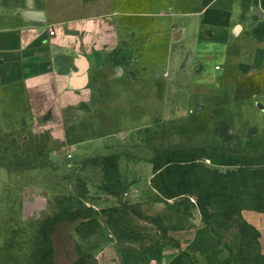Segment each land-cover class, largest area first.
Returning <instances> with one entry per match:
<instances>
[{
  "label": "rangeland",
  "instance_id": "374dc122",
  "mask_svg": "<svg viewBox=\"0 0 264 264\" xmlns=\"http://www.w3.org/2000/svg\"><path fill=\"white\" fill-rule=\"evenodd\" d=\"M245 86L264 89L260 80ZM123 116L121 105L101 114L91 100L61 125L0 131V264H163L182 253L178 235L206 222L238 264H264L240 215L264 208V132L225 140L207 108L151 115L141 128Z\"/></svg>",
  "mask_w": 264,
  "mask_h": 264
},
{
  "label": "crops",
  "instance_id": "0c3cea01",
  "mask_svg": "<svg viewBox=\"0 0 264 264\" xmlns=\"http://www.w3.org/2000/svg\"><path fill=\"white\" fill-rule=\"evenodd\" d=\"M195 2L0 0V131L61 125L67 110L92 100L101 114L121 105L129 128L207 108L225 140L264 132V89L244 88L264 83V0ZM122 48L128 55L119 60ZM242 217L260 232L264 255V211ZM178 238L182 253L163 264H238L227 239L204 223Z\"/></svg>",
  "mask_w": 264,
  "mask_h": 264
},
{
  "label": "trees",
  "instance_id": "16d2710c",
  "mask_svg": "<svg viewBox=\"0 0 264 264\" xmlns=\"http://www.w3.org/2000/svg\"><path fill=\"white\" fill-rule=\"evenodd\" d=\"M108 159H112L113 160V162L115 161V159H116V157L115 156H111V157H109ZM170 163V164H169ZM168 164H165V165H167V166H171V165H174L175 164V162H173V161H171V162H169ZM114 165H116L117 166V163L116 162H114ZM164 165V166H165ZM164 166H162V165H157V170H160V172L159 173H161V172H163L164 171ZM166 166V167H167ZM207 171H209L210 173H214L216 176H220L221 174L217 171V172H214V171H212V170H210V169H208ZM203 182H206L204 179H203ZM155 184H156V188L163 194V195H165L166 197H170L169 195V193L168 192H166L165 190H163V189H161L160 188V186H159V183H158V181H157V179H155ZM195 195H197L198 197H200V194L199 193H195ZM240 198H241V196H240ZM200 206V209L202 210V212H204V206H203V204H200L199 205ZM244 209H255V210H259V211H264V208H255V207H247V206H244V207H241V212H240V215H241V217H242V211L244 210ZM88 219H90L91 220V218L90 217H88ZM242 219H243V217H242ZM244 220V219H243ZM246 223H248L246 220H244ZM206 225H208V226H210L211 228H212V230L214 231V233L216 234V235H218V236H222V235H220V234H218L215 230H214V228L211 226V224H209L208 222H206L205 223ZM249 224V223H248ZM252 228H253V230L255 231V234H256V241H257V245H258V249H259V256L262 258V257H264V255L261 253V250H260V245H259V241H258V239H259V237H260V232L254 227V226H252L251 224H249ZM223 237V236H222ZM227 244H228V242H227ZM180 246V245H179ZM237 257V256H236ZM237 259H238V263L241 261V258L240 257H237ZM255 264V263H254Z\"/></svg>",
  "mask_w": 264,
  "mask_h": 264
},
{
  "label": "water",
  "instance_id": "95a60500",
  "mask_svg": "<svg viewBox=\"0 0 264 264\" xmlns=\"http://www.w3.org/2000/svg\"><path fill=\"white\" fill-rule=\"evenodd\" d=\"M87 81H88V74H87L86 70L84 69L82 72L81 78L78 80L80 87L85 86Z\"/></svg>",
  "mask_w": 264,
  "mask_h": 264
},
{
  "label": "built area",
  "instance_id": "2783aa9c",
  "mask_svg": "<svg viewBox=\"0 0 264 264\" xmlns=\"http://www.w3.org/2000/svg\"><path fill=\"white\" fill-rule=\"evenodd\" d=\"M51 33L54 34V30H51ZM219 68V66H217Z\"/></svg>",
  "mask_w": 264,
  "mask_h": 264
}]
</instances>
